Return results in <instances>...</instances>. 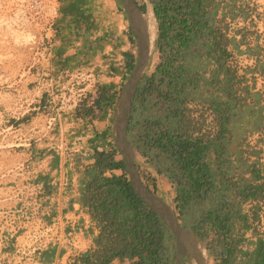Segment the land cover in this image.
I'll use <instances>...</instances> for the list:
<instances>
[{"label":"trees","instance_id":"16d2710c","mask_svg":"<svg viewBox=\"0 0 264 264\" xmlns=\"http://www.w3.org/2000/svg\"><path fill=\"white\" fill-rule=\"evenodd\" d=\"M229 1L234 3L229 17L238 14L243 20L249 15L241 6L248 2L242 0L236 5V0ZM150 2L157 19L155 49L161 54V62L155 74H145L138 85L128 136L141 155L154 159L157 171L161 172L162 153L170 160L167 178L174 187L175 210L183 225L206 242L213 264H264V222L258 203L264 196V169L259 160L250 161L248 157L258 158L261 149L246 145L248 134L261 130L257 114L241 108L248 96L246 88H239L244 76H238L236 69L226 64L231 55L226 36L229 24L219 25L216 19L225 0ZM139 8L145 10L143 2ZM128 33L134 42L129 28ZM197 44L216 65L211 80L205 82L216 94L206 97L194 96L197 75L177 64ZM132 65L133 57L127 64L129 71ZM251 70L264 71L259 70L258 63ZM151 100L158 111L152 118L144 114ZM190 101L207 104L215 113L217 131L212 138L201 133L202 117L194 121L189 116L186 104ZM245 114L252 119L247 124L253 128L249 132L241 126ZM135 128L139 133L132 140ZM236 139L241 142L232 152L230 145ZM211 152L213 164L208 161ZM118 155L111 143L110 149L95 151L93 162L84 168L80 201L97 233L91 247L68 264H110L115 259L131 264H173L171 234L134 192ZM114 170H121V174ZM247 201L257 203L246 212ZM248 230L251 235L247 237Z\"/></svg>","mask_w":264,"mask_h":264},{"label":"crops","instance_id":"0c3cea01","mask_svg":"<svg viewBox=\"0 0 264 264\" xmlns=\"http://www.w3.org/2000/svg\"><path fill=\"white\" fill-rule=\"evenodd\" d=\"M84 1L85 0H60L59 3H57V12H59V8L61 9L59 12L60 18L56 21L60 23V20H62V23H66L68 27L74 30L69 28L71 31H67L70 38H72V36L73 38L80 36L79 40L81 41L83 39L85 41L87 35H93L91 36L92 39L88 40L90 42L87 44L78 40L76 43H72L70 47L67 46L69 50L62 52V50H59L63 47L62 40L59 33L56 32L55 51L57 61L60 63L62 62L64 66L70 67L74 64L82 63L84 61L83 57L87 56V54H85L86 50L88 52L91 51V56L94 57L93 60L96 65H99V62L104 65V69L102 70L104 74L101 80H99L100 89H103V92H98L94 100L96 114L94 116L91 131L87 134V144L89 148L92 149V152L90 150L91 154L82 155L81 153L75 152L72 148L75 136L82 131L74 124L69 123L68 119L60 121L59 128L57 127L56 132L65 135L67 145L71 151L68 154L56 155L49 150V145L53 137L46 135L45 123L47 118L45 114L37 110L40 103L45 102L46 96L44 94V97L41 99L42 94H40L35 87L34 76L29 77L34 85H28V91L26 93V97H28L27 100H29L28 111L30 112L25 114L27 111H23L21 113L20 122H17V125L21 126L19 130L23 131L25 136L23 143H19V145H21V152L24 154V160L26 162L28 161L25 174L40 188L42 201L38 206V210L42 219L47 222L58 220L67 227H73L75 230L83 231L87 238L86 244L88 248H90L93 235L96 234L97 231L93 230L89 224L91 217L87 212V208L84 207L80 201L82 175L84 168L93 162L92 154L96 150L105 151L110 149L111 143H113L111 133L113 109L122 91V85L128 77L127 64L128 61L134 57L132 51L134 42L128 33L129 27L126 28L122 23L120 17L123 16L125 18L122 13L114 16V18H117V23L113 26L111 25V28L105 27L103 31H97L95 28L92 33L90 30H85L84 26L88 24L89 21L91 22V20L96 19L91 16L92 10H89L87 5L83 3ZM241 1L242 0H236V5ZM233 4V2L225 0V3H222L223 7L219 8L216 17L218 20L217 24L223 25L224 23H228L230 26L226 33L227 38L230 40V43L227 45V50L230 54L236 56L247 53L257 57L259 70H264V61L261 58V54H263L262 52L264 50V24L261 23L259 16L255 18L253 16H246V18L242 17L243 20L241 22L239 20L241 15L237 14L233 15V18L229 17L228 11L232 8ZM222 8H224V10ZM249 25H251L252 28H249ZM57 26L58 25L55 27L58 28ZM78 26L79 30H76ZM77 45L80 46L78 47ZM98 45L99 47L96 50L95 46ZM154 53H157L158 60L154 62L155 64L152 66V69L150 68L146 71L145 74L147 75L155 74L156 67L161 62L160 52L155 49ZM177 64L197 75L198 91L194 96L197 97L199 94H203L206 97L209 96L210 93L216 94L214 89L205 83L211 80V74L216 71V65L210 57L205 55V50L200 44L191 47L183 57L178 60ZM249 72H252V70L250 69ZM248 74L243 77V81H241L239 85L240 89L246 88L248 90V96L246 100L243 101L241 108L242 110L248 109L254 111L257 114L260 125L258 130L264 133V81H255V79ZM221 76L222 75H220V78ZM106 85H112L114 88L107 91ZM241 92L240 95L244 96L245 92L242 90ZM113 93H116L115 97H112V95H114ZM150 103L151 105L148 111L144 114L152 118L158 111L154 108L152 100ZM31 118L35 119L36 122L41 120L37 124V128H35V126L30 127L28 122ZM248 120L252 119L249 115L245 114L241 126L242 129L244 128L247 132L253 130L251 126L247 125L249 124ZM138 133L137 128L132 131V140L137 138ZM239 142H241L239 139L231 142L230 150L232 152L238 148ZM136 154L142 157L154 169L152 176L156 178L155 186L170 194L171 198L174 199V187L167 178V174L171 169L170 160L163 153L160 155L161 172H159L156 167H154L153 158L151 160V158L141 155L135 149V157ZM208 157V161L213 164L214 153H209ZM231 160L233 162L232 164H234L233 155L231 156ZM113 172L117 175L121 174V170H114ZM237 173V170H235V176ZM245 176L248 177V173H245ZM250 235L251 232L248 230L246 236L248 237ZM204 243L206 244V242ZM42 257L45 264H59V262H65V257L61 256L60 252L55 249L44 251ZM129 262L128 260L120 261L119 259H115L110 264H126ZM207 264H213L211 254Z\"/></svg>","mask_w":264,"mask_h":264},{"label":"built area","instance_id":"2783aa9c","mask_svg":"<svg viewBox=\"0 0 264 264\" xmlns=\"http://www.w3.org/2000/svg\"><path fill=\"white\" fill-rule=\"evenodd\" d=\"M245 2L248 3H243L242 8L250 16L254 15L251 1L245 0ZM56 11L55 8L54 14ZM55 33L56 27L42 36L35 47L36 59L29 68V71L32 70L31 75L35 77V87L42 94L41 99L44 94L46 96L45 102L40 103L37 110L47 118L45 130L46 135L53 137L49 145L52 153L63 155L71 151L65 135L56 132L60 121L68 119L69 123L82 131L75 136L72 148L75 152L88 155L92 149L87 144V134L91 131L96 114L94 100L98 93L99 77L94 70V64L90 62L83 61L68 67L57 61ZM257 59L247 53L238 56L231 54L226 64L235 68L240 77L249 73L248 75L255 81L263 82L264 71L249 72L256 67ZM186 108L194 121L203 118L201 133L212 138L217 131L215 113L207 104L200 101H190L186 104ZM263 141L264 133L256 131L248 134L246 145L249 149H261ZM248 157L250 161L259 160L261 168L264 169V148L261 149L258 158ZM14 198L15 200L6 209L9 227L0 231V264H45L43 252L49 249L58 250L61 256L65 257V262L59 264H68L75 256L88 249L87 238L83 231L67 227L58 220L47 222L42 219L38 210L42 201L40 188L30 178L22 182ZM256 203L257 201H247L244 204L245 211L247 212L250 206ZM258 203L262 207L260 217L264 222V196ZM89 224L97 231L92 220Z\"/></svg>","mask_w":264,"mask_h":264},{"label":"rangeland","instance_id":"374dc122","mask_svg":"<svg viewBox=\"0 0 264 264\" xmlns=\"http://www.w3.org/2000/svg\"><path fill=\"white\" fill-rule=\"evenodd\" d=\"M59 1L0 0V231L9 227L6 214L7 206L15 200V193L18 192V188L22 185V182L30 178L25 174L28 161L26 162L24 160V154H22L20 149L21 145H19V143H23L25 136L24 132L19 130L21 126L17 125V122H20L23 111H27L25 114L30 112L28 111L29 100H27L26 93L28 91V85L33 84L29 78L33 76L31 75L32 70L29 71V68L33 60L36 59L35 47L42 36L49 30L51 31L56 25H58L56 32L59 33L63 44V47L59 49L62 52L69 50L67 46L70 47L72 43H76L80 37L73 38L72 36L70 38L67 31L72 28L68 27L66 23H62V20H60V23L56 21L60 18L59 12L61 9L59 8V12H57V3ZM249 1H251V8L254 12L252 16L254 18L259 16L261 23L264 24V0ZM83 3L87 5L89 10H92L91 16L96 19L91 20V22L89 21L84 26V29L90 30L91 33L95 28L97 31H103L105 27L111 28L117 23V18H114V16L123 14V10L117 0H85ZM55 8L57 10L56 14H54ZM120 18L122 19L123 25L128 28L126 18L123 16ZM249 28H252V26L249 25ZM76 30H79V26ZM91 36L87 35L85 41L83 39L79 41L87 44L90 42L88 40L92 39ZM77 46L79 47L80 45ZM98 47L99 45L95 46L96 50ZM135 50L134 43L132 47L134 53L133 62L135 59ZM262 53L261 58L264 61V50ZM85 54L87 56L83 57L84 61L94 64V70L98 74L99 80H101L104 74V71H102L104 69L103 63L99 62V65H96L93 60L94 57L91 56V51L88 52L86 50ZM151 59L150 67H148L147 71L150 68L152 69V66L155 64L154 62L158 60L157 53H153ZM78 60L80 61L79 57ZM129 72L128 70L127 76ZM106 86L107 91L114 88L112 85ZM100 88L99 81L97 90L98 92H103V89ZM113 94L112 97H115L116 93ZM38 121L40 122L41 120ZM39 122L31 118L28 123L30 127L35 126L37 128ZM261 146L264 148V141L261 142ZM262 147L260 148L263 149ZM117 158H121L120 154ZM134 162L141 180L161 196L168 205L175 209L174 200L171 198V195L155 186L156 178L152 176L154 169L150 164L138 154H136ZM126 264H131V262Z\"/></svg>","mask_w":264,"mask_h":264},{"label":"water","instance_id":"95a60500","mask_svg":"<svg viewBox=\"0 0 264 264\" xmlns=\"http://www.w3.org/2000/svg\"><path fill=\"white\" fill-rule=\"evenodd\" d=\"M119 1L124 8L128 27L136 38V50L126 83L113 109L111 133L114 146L121 156L132 189L171 234L176 251L173 264H179L184 258L189 264H207L210 258L207 245L195 231L182 224L175 209L141 180L136 169L135 149L128 136V126L138 85L149 67L156 48L157 19L150 0H143L144 12L134 0Z\"/></svg>","mask_w":264,"mask_h":264},{"label":"flooded vegetation","instance_id":"af4514ba","mask_svg":"<svg viewBox=\"0 0 264 264\" xmlns=\"http://www.w3.org/2000/svg\"><path fill=\"white\" fill-rule=\"evenodd\" d=\"M117 1H118V3L120 4L121 9L123 10V14H124V16H125V18H126V15H125V12H124V8H123L122 4L120 3L119 0H117ZM134 1L137 3L138 7L141 6L142 2L144 3L143 0H134ZM144 5H145V3H144ZM144 11H145V10H144ZM144 11H143V12H144ZM132 34H133V33H132ZM133 35H134V34H133ZM134 38H135V36H134ZM134 43H135V46H136V38H135ZM182 224H183V222H182ZM173 243H174V242H173ZM174 249H175V247H174ZM175 256H176V251H175ZM174 260H175V257H174ZM179 264H188V263H187V261H186L185 258H184V259H182V260L180 261Z\"/></svg>","mask_w":264,"mask_h":264},{"label":"bare ground","instance_id":"6f19581e","mask_svg":"<svg viewBox=\"0 0 264 264\" xmlns=\"http://www.w3.org/2000/svg\"><path fill=\"white\" fill-rule=\"evenodd\" d=\"M35 58V57H34Z\"/></svg>","mask_w":264,"mask_h":264}]
</instances>
